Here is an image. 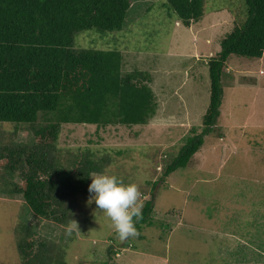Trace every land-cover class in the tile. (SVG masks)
<instances>
[{
    "label": "rangeland",
    "instance_id": "obj_1",
    "mask_svg": "<svg viewBox=\"0 0 264 264\" xmlns=\"http://www.w3.org/2000/svg\"><path fill=\"white\" fill-rule=\"evenodd\" d=\"M165 4L133 0L122 31L76 37L78 49L121 51L125 73H150L157 115L145 126L64 125L58 141L63 160L89 150L103 161L104 172L137 184L143 207L155 199L153 218L164 221V228L144 227L142 238L121 241L102 210L81 197L73 218L78 227L69 235V225L36 216L21 196L6 195L1 183L0 264H21L16 243L21 223L62 245L66 264H264V57L229 58L215 132L187 168L164 175L187 140L205 130L211 97L207 64L236 23L247 20L246 0H205L204 17L191 27ZM29 137L24 128L0 123L1 147Z\"/></svg>",
    "mask_w": 264,
    "mask_h": 264
},
{
    "label": "trees",
    "instance_id": "obj_2",
    "mask_svg": "<svg viewBox=\"0 0 264 264\" xmlns=\"http://www.w3.org/2000/svg\"><path fill=\"white\" fill-rule=\"evenodd\" d=\"M132 1L0 0V123L15 124L30 136L27 142L0 145V184L7 185L1 190L21 196L33 214L58 225L72 223L79 198L90 197V173L105 169L89 150L62 159L58 141L63 126H145L159 109L152 75L142 70L125 73L121 51L76 48L79 33L122 31ZM165 5L186 27L205 15V0H166ZM246 5L247 20L236 23L207 64L211 97L205 130L187 140L167 166L166 178L187 168L205 137L215 132L229 58L264 57V0H246ZM17 175L19 182L6 178ZM154 202H146L143 219L136 224L140 238L144 227L164 228V221L153 218ZM16 243L21 264H66L65 248L39 238L27 224L19 225ZM114 254L111 251L110 258Z\"/></svg>",
    "mask_w": 264,
    "mask_h": 264
},
{
    "label": "clouds",
    "instance_id": "obj_3",
    "mask_svg": "<svg viewBox=\"0 0 264 264\" xmlns=\"http://www.w3.org/2000/svg\"><path fill=\"white\" fill-rule=\"evenodd\" d=\"M89 178L91 184L88 188V204L94 202L102 210L121 241L135 237L138 234L136 224L143 219L139 186L135 183L126 184L117 175L108 172H93ZM73 226L78 227L74 220L68 227L69 235Z\"/></svg>",
    "mask_w": 264,
    "mask_h": 264
},
{
    "label": "water",
    "instance_id": "obj_4",
    "mask_svg": "<svg viewBox=\"0 0 264 264\" xmlns=\"http://www.w3.org/2000/svg\"><path fill=\"white\" fill-rule=\"evenodd\" d=\"M112 250H115V247H114V246H112V247L109 249V251H108L109 256L111 255V251H112Z\"/></svg>",
    "mask_w": 264,
    "mask_h": 264
}]
</instances>
